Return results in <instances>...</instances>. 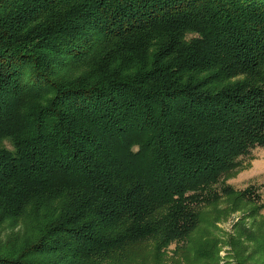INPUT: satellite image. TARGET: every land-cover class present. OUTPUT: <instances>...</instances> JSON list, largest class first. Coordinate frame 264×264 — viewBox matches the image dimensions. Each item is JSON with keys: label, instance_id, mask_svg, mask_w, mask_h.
Listing matches in <instances>:
<instances>
[{"label": "trees", "instance_id": "trees-1", "mask_svg": "<svg viewBox=\"0 0 264 264\" xmlns=\"http://www.w3.org/2000/svg\"><path fill=\"white\" fill-rule=\"evenodd\" d=\"M256 147L264 0H0V264H160L222 199L264 264V202L224 180Z\"/></svg>", "mask_w": 264, "mask_h": 264}, {"label": "rangeland", "instance_id": "rangeland-1", "mask_svg": "<svg viewBox=\"0 0 264 264\" xmlns=\"http://www.w3.org/2000/svg\"><path fill=\"white\" fill-rule=\"evenodd\" d=\"M224 180L226 184L237 190H243L247 186L255 187L261 196V201L264 202V147H256L248 155L242 157L240 164L233 171L227 173ZM230 207L231 205L222 199L215 207L212 205L205 208L204 215L210 221L209 224L200 223L197 229L191 233L189 240L180 243L173 242L163 249V252L159 254L160 264H202L203 259H194V244L192 245V243L195 242V250L199 247V243L205 240L210 245L216 242L218 260L214 264H235L227 241L229 235L235 232L236 223L241 217L248 214V208L240 207L239 210L232 211ZM261 213L264 215V208ZM244 222L246 226L252 224V220L248 218L244 219ZM8 229L5 227L0 233L4 234ZM183 250H189V253L185 254Z\"/></svg>", "mask_w": 264, "mask_h": 264}]
</instances>
